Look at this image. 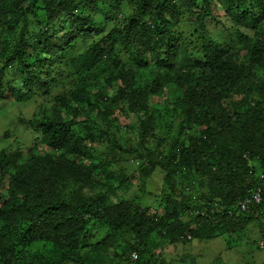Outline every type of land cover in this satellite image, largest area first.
Here are the masks:
<instances>
[{
  "label": "trees",
  "instance_id": "trees-1",
  "mask_svg": "<svg viewBox=\"0 0 264 264\" xmlns=\"http://www.w3.org/2000/svg\"><path fill=\"white\" fill-rule=\"evenodd\" d=\"M37 98L52 115L19 122L42 148L0 151V264H166L160 246L227 233L264 244V0H0V100ZM119 152L142 180L161 171L162 206L119 197Z\"/></svg>",
  "mask_w": 264,
  "mask_h": 264
},
{
  "label": "rangeland",
  "instance_id": "rangeland-1",
  "mask_svg": "<svg viewBox=\"0 0 264 264\" xmlns=\"http://www.w3.org/2000/svg\"><path fill=\"white\" fill-rule=\"evenodd\" d=\"M130 12V7L124 5L123 13L128 14ZM213 13L214 15L218 16L223 15L222 11H219L218 13L215 11ZM11 75H13V73H8L7 77L9 78ZM166 96L168 97L169 95L166 94ZM37 101L38 103L30 101L28 104L31 102L32 103L29 106H25L23 104L14 105L7 100H0V150H7L11 152L16 148H19L21 151H24V159H29V156L25 154V150L27 148H31L33 153L37 155L39 151L34 147L35 144L33 145L32 142L34 140L33 138L35 135V128L29 129L24 124L21 125V123H19V120H22V118H30L33 112H37L39 102H41L39 98H37ZM153 101L157 103L161 100L156 97L153 99ZM47 113H52L50 106H48ZM35 119L38 120V118ZM78 120L82 121L81 118ZM133 121L136 122L135 117L132 116L129 119H121V124L122 126H125L127 123L131 124ZM178 121L179 120L176 119V122ZM138 132V128H133L128 132L124 130L123 138L125 141L128 139L126 145L133 144L134 147L140 148V145H138L139 139L137 136L135 137V134H138ZM6 133H8V137H5ZM18 144H20V146H18ZM149 146L150 145L147 144V147ZM41 155H43V152ZM118 157H120V161H114L108 170V173L114 171L119 179L125 174H128L126 185L124 184V186H121V190L119 188L117 189L119 197H121L123 200L138 204L142 208L145 206H150L154 209L157 206H162L163 203L159 202L158 197H156V195L161 194L160 192L163 188V178L161 171L157 170L152 174V176L142 180L141 172L139 169H137L141 161L135 159L133 155L126 153L122 154L119 152ZM88 160L94 161V159L91 158H88ZM10 173L13 172L10 170ZM8 178L9 175L1 177L0 183H2V187L5 184L3 188L0 187V193L3 195H6V184ZM79 186L82 188L83 185L80 183ZM117 186L118 185L116 183H113V188H117ZM76 188L78 189V187ZM85 191H88L87 188ZM104 191V189H101V192ZM159 212H162L161 209ZM256 233L257 232L254 228H250L248 236H256ZM90 234L91 236L88 239V243L91 245H96L106 235V230L101 229V227L94 226L91 228ZM230 239H233V241H230ZM253 240L257 242L255 244H258L260 249H257L256 247H253L252 244H250L254 242ZM259 241V236L258 240L256 237L253 239L250 238L248 240L249 247L246 245L245 238L237 239L235 236H231L230 233H227L212 240H195L187 244L171 243L160 246L162 252L161 259L165 261L166 264H177V262H179V260L184 257L192 258L196 264H263L264 250H261L262 247L260 245L262 242ZM100 255L102 258L104 257L103 259L105 260V263L108 264L110 258H106L103 252H101ZM132 259L135 260L136 258L132 257Z\"/></svg>",
  "mask_w": 264,
  "mask_h": 264
},
{
  "label": "clouds",
  "instance_id": "clouds-1",
  "mask_svg": "<svg viewBox=\"0 0 264 264\" xmlns=\"http://www.w3.org/2000/svg\"><path fill=\"white\" fill-rule=\"evenodd\" d=\"M21 105V104H20ZM48 112V107H46V105H43V107H38V109H37V112H33V114L31 115V117L30 118H26L25 119V121H34V122H39V121H41L42 119H43V117L45 116V115H47V116H51L52 115V113L51 114H48L47 113ZM35 118H38V120H36ZM20 123V122H19ZM22 125V124H21ZM27 127V126H26ZM29 129H32L31 127H28ZM35 129V135H34V140L32 141L33 142V145L35 144V146L36 145H38L39 144V142H40V140L43 138V136H42V133H41V130L40 129H38L37 127H34ZM37 133V134H36ZM5 137H8V133H6V135H5ZM18 146H20V144H18ZM41 146L42 145H40V148H41ZM26 149V148H25ZM27 149H29V148H27ZM26 149V150H27ZM15 150H18L20 153H21V160L19 161V163H22V152H24L23 150L21 151L19 148H16ZM26 150H25V154H26ZM38 150V149H37ZM40 150V149H39ZM38 150V151H39ZM0 151H3V150H0ZM4 151H7V150H4ZM14 151V150H13ZM7 152H9V151H7ZM12 152V151H11ZM23 157H24V153H23ZM24 159V158H23ZM259 194V198H260V201H261V195H260V190L259 189H257L256 190V192L253 194V195H255V194ZM253 195L250 197V198H246L245 200H243L242 202H241V204H240V206H241V209L243 210V211H246L247 210V208H248V206L251 204V203H255V204H259L260 203V201L259 202H255L253 199H252V197H253ZM246 201H249L248 203H246ZM262 248H261V250H263V246H264V244H263V242L261 243V245H260ZM258 249H260L259 248V246H258ZM132 257L133 258H136V255L135 254H133L132 255Z\"/></svg>",
  "mask_w": 264,
  "mask_h": 264
},
{
  "label": "built area",
  "instance_id": "built-area-1",
  "mask_svg": "<svg viewBox=\"0 0 264 264\" xmlns=\"http://www.w3.org/2000/svg\"><path fill=\"white\" fill-rule=\"evenodd\" d=\"M252 199H253L256 203L259 202V201H260L259 194L257 193V194H255V195H253ZM248 202H249V201H246V203H248Z\"/></svg>",
  "mask_w": 264,
  "mask_h": 264
}]
</instances>
